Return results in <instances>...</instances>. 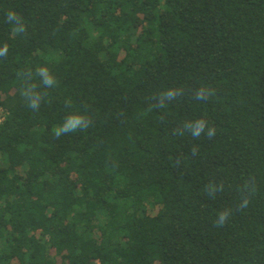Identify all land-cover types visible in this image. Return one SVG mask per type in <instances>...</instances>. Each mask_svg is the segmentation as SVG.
Here are the masks:
<instances>
[{"label":"trees","instance_id":"trees-1","mask_svg":"<svg viewBox=\"0 0 264 264\" xmlns=\"http://www.w3.org/2000/svg\"><path fill=\"white\" fill-rule=\"evenodd\" d=\"M0 264H264V0H0Z\"/></svg>","mask_w":264,"mask_h":264},{"label":"clouds","instance_id":"clouds-1","mask_svg":"<svg viewBox=\"0 0 264 264\" xmlns=\"http://www.w3.org/2000/svg\"><path fill=\"white\" fill-rule=\"evenodd\" d=\"M14 17L16 18V20L20 19L15 12H9L7 15V19L9 22H12ZM5 48H7V45L5 46ZM45 83L52 84L53 80L46 78ZM30 107L32 106L30 105ZM81 125L83 126L81 127ZM202 125H203V121H202ZM88 126H89V123L88 124L83 123L82 118L73 117L69 119L66 123H63L62 126H58L54 130V132H55V135L59 137L61 134L68 133V132H75L77 131V129H86ZM213 134H214V131L210 130L209 136H212ZM225 220H226V216L224 214H221L219 223L223 224Z\"/></svg>","mask_w":264,"mask_h":264}]
</instances>
